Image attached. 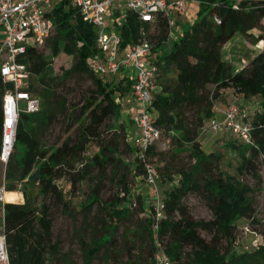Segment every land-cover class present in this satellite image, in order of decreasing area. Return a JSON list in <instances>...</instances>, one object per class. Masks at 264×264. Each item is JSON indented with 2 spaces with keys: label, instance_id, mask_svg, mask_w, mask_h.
Here are the masks:
<instances>
[{
  "label": "trees",
  "instance_id": "trees-1",
  "mask_svg": "<svg viewBox=\"0 0 264 264\" xmlns=\"http://www.w3.org/2000/svg\"><path fill=\"white\" fill-rule=\"evenodd\" d=\"M199 4L197 20L184 28L167 51L162 50L163 43L169 38L166 19L160 17L153 30L146 26L151 41L154 43L153 38L156 39L153 50L157 53L158 69L151 107L156 124L170 139L172 148L158 151L153 145L145 160L154 163V157L158 156V160L164 161L162 167L155 165L159 181L165 178L174 181L175 175L179 178L177 184L163 191L165 216L160 220L158 230L154 229L155 221L151 216L147 215L145 219L143 229L150 242L149 259L143 261L131 252L126 264H157L154 257L157 238L176 264H264V244L242 253L232 248L237 221L252 217L256 212L248 195L251 189L241 182L240 175L250 172L257 177L259 158L264 160V47L240 70H235L222 52L224 45L237 33L252 38L254 35L250 31L254 28L260 30L256 39L264 41V0H199ZM51 15L56 34L46 41L50 54L45 55L40 48L28 50L32 76L38 78L36 85L31 82V91L43 99L42 108L35 113L21 114L14 150L5 169L8 191L20 185L24 195L23 203L12 202L22 196L17 191L8 202L0 203L3 211L0 230L6 234L10 264H55L54 259L60 251L59 243L54 239L51 200L68 208L70 202L65 199L66 194H72L78 183L87 178L89 166L98 165L101 175L81 204L84 210L101 206L109 219L105 235L89 241L80 239L84 264H92L102 247L114 243L119 224L132 215L129 175L143 178L145 173L144 162L138 158L127 126L119 121L122 107L116 99V91L122 90L123 82L98 75L92 69L99 53L95 28L85 21L76 7L65 1L56 4ZM140 26L137 15L129 12L121 28L123 47L139 39ZM61 52L73 55L75 63L63 70L58 78L54 75L52 59ZM74 74L88 75L94 84L95 95H91L82 108L81 115L85 118L78 139L74 142L66 139L58 146L48 147L42 140L41 131L49 125L53 115V96L58 86ZM131 87L132 82L128 81L126 91ZM221 87H231L245 98L260 97L259 109H254L247 118L251 123L252 142L246 143L235 137L226 143L239 157L233 173L222 170L219 165L221 155L206 153L198 140L206 120L214 115L213 109L220 97L218 88ZM7 88L0 75V134ZM107 120H113L109 128L117 134L105 142L100 139V128ZM94 138L99 140V151L87 166L77 167ZM122 146L134 152L135 169H130L125 159L117 155L123 153ZM185 150H189L192 161L189 166L179 161ZM107 165L117 176L121 189L114 198L103 200L100 194ZM189 193L205 199L213 213L212 219H197L192 215L184 202ZM138 202L142 210H149L140 193ZM201 230L209 232L211 238L206 239ZM223 240L228 243L226 247ZM187 247L191 250L188 260L182 262L181 256Z\"/></svg>",
  "mask_w": 264,
  "mask_h": 264
},
{
  "label": "rangeland",
  "instance_id": "rangeland-1",
  "mask_svg": "<svg viewBox=\"0 0 264 264\" xmlns=\"http://www.w3.org/2000/svg\"><path fill=\"white\" fill-rule=\"evenodd\" d=\"M187 11L181 16L178 27L182 31L191 22L197 20L199 16L200 4L198 0H189L186 4ZM264 21V19H263ZM253 33V37L250 38L242 33H237L232 42L223 47V56L227 59H232L234 62L232 66L234 69L246 65L247 62L254 57L259 51H261L264 42H260L256 39L260 34L258 28H254L250 31ZM56 34V27L54 26L52 36ZM154 43L156 39H154ZM177 38L173 35L163 43L162 50L167 51L170 49ZM40 50L45 54H50L49 47L45 43ZM155 54H157L155 52ZM244 59H247L246 62ZM52 67L54 69V75L58 78L63 70L69 69L75 63V57L65 52H61L59 55L53 57ZM111 80H116L114 77H109ZM37 77L32 76L31 81L36 85ZM126 81V80H125ZM123 82L121 85L122 90L116 91V99L120 102L122 107V116L120 122H124L127 126L130 140L135 135L137 124L135 122L136 111L131 114L132 102L127 101L126 97H129L131 90L126 91L127 82ZM210 87L213 88L212 85ZM220 97L217 102L220 104H226L229 101L238 102L244 106H248L250 113L260 101L259 96H252L245 98L243 94L236 92L231 87L218 88ZM94 84L91 78L86 74H74L66 78L60 86L56 89V93L53 96V108L54 112L50 119L49 125L41 131V137L44 144L48 147H54L60 145L64 140L70 139L72 142L76 141L79 137L80 130L82 129L83 119L81 115L82 108L87 105V99L94 94ZM39 96V95H38ZM41 99V108L42 101ZM130 100V99H129ZM132 101V100H130ZM220 107L224 108L223 105ZM209 120H206L205 126L200 131L198 138L202 149L206 153H218L221 155L220 167L224 171L234 172L235 167L239 163V157L237 153L229 149L226 143L235 138V135L229 130L211 131L209 129ZM113 120H107L100 128V139L102 141H110L115 138L117 132L109 128V124ZM99 140L92 139L86 152L83 154L84 159L77 163V167L87 166L89 161L93 158L94 154L99 151ZM238 143H241L238 141ZM121 147V145H120ZM158 151H169L172 148L170 139L162 134L160 140L156 143ZM123 153L117 155L125 159L129 164L130 169H135L136 161L134 152L126 150L122 146ZM157 167H162L164 161L158 160V156L153 159ZM179 161L189 164L192 162L189 157V150H185L179 156ZM83 162V165H81ZM6 164L0 161V185L5 182V169ZM259 175L256 177L252 173L248 172L244 175H240L242 183L248 185L251 191L249 197L253 201L254 208L256 210L252 217H244L237 221V228L235 230V241L232 248L235 251L242 253L246 250H253L256 247H260L264 244V160L259 158ZM122 170H119V174ZM106 177L103 178L101 198L103 200L112 199L116 196L121 187L117 181V176H114L110 165L105 168ZM101 175L98 165L88 167V175L85 180L78 183L77 187L72 194L67 193L65 199L70 202L68 208H65L63 204H58L51 200L52 212L54 215V239L59 243V254L55 257V264H84L83 248L80 239L87 241L93 237H100L107 233V227L109 225V219L106 212H104L101 206L95 205L91 210H84L82 203L85 201L88 194L91 192L92 187L98 181V176ZM179 176H174V181L160 180L159 186L162 191H167L177 184ZM129 181L132 190V201L136 202V205L132 203L131 216L122 221L119 224V228L116 232V239L113 244H106L93 258L92 264H126L132 252L137 258L149 259L150 255V242L147 238L143 225L148 215L147 211L140 208L138 202V193L141 194L144 199V206L150 207L152 190L148 188L145 181L141 176L136 177L129 175ZM22 194L17 203L24 202V195L21 191L20 185L17 189L13 190ZM16 194V193H15ZM150 201V202H149ZM8 202V201H6ZM185 204L189 206L192 215L197 219H212L213 213L209 208L204 198L196 193H189L184 198ZM2 219V212L0 209V221ZM257 221H256V220ZM201 234L210 239L211 234L207 231L201 230ZM254 241H258L255 245ZM228 245L226 240H223V246ZM164 251L166 252L165 248ZM190 247H187L181 256V261L188 260V254L190 253ZM167 254V252H166ZM172 264H176L173 261Z\"/></svg>",
  "mask_w": 264,
  "mask_h": 264
},
{
  "label": "built area",
  "instance_id": "built-area-1",
  "mask_svg": "<svg viewBox=\"0 0 264 264\" xmlns=\"http://www.w3.org/2000/svg\"><path fill=\"white\" fill-rule=\"evenodd\" d=\"M62 1L76 7L85 21L95 28L99 53L92 65L93 71L114 79L121 76L124 80H132L129 98L137 105V131L130 141L136 147L138 158L144 162L143 179L152 190L147 212L155 221L154 229L158 230L159 222L165 216V195L159 186L155 164L147 162L145 158L149 149L160 140L162 130L156 124V115L151 107L158 69L154 43L147 34L146 26L153 30L159 18L164 17L169 36L178 39L183 32L178 27L179 20L186 13L189 0H0V75L8 85L3 97L0 161L7 164L10 160L21 114L35 113L41 109V99L31 91L28 50L42 47L52 35L55 24L51 12ZM129 12L139 18L140 37L123 47L121 28ZM215 21L219 22V19L215 17ZM254 109H259L258 104ZM213 110L214 115L209 120L211 131L229 130L239 140L252 142L247 104L232 102L222 108L216 103ZM220 113L223 114L222 118L218 117ZM7 191L4 182L0 185V203L6 202ZM254 243L257 245L258 241ZM156 246L154 257L157 264H172L158 238ZM0 264H10L6 234L1 230Z\"/></svg>",
  "mask_w": 264,
  "mask_h": 264
},
{
  "label": "crops",
  "instance_id": "crops-1",
  "mask_svg": "<svg viewBox=\"0 0 264 264\" xmlns=\"http://www.w3.org/2000/svg\"><path fill=\"white\" fill-rule=\"evenodd\" d=\"M234 38V37H233ZM233 38L229 41V42H227L226 44H225V46H227L228 44H230L231 42H232V40H233ZM260 42H264L263 40H261ZM263 47H264V43H263V45H262V48H261V50L263 49ZM260 52V51H259ZM225 59L227 60V61H229V62H234L232 59H227L226 57H225ZM246 60L247 59H244V61L246 62ZM245 66V64L243 65V66H241V67H238V68H236L235 70H240V69H242L243 67ZM117 80H119V81H122V82H124L125 80L124 79H122V77L121 76H118L117 77ZM130 79H128V80H126L125 82H128ZM131 82H132V80H130ZM131 90V89H130ZM125 99H127V101H129V102H132V104H133V107L131 106L130 108V110H132L131 111V114L134 112V111H136L137 112V105L135 104V102L134 101H130L131 99L129 98V97H126ZM130 99V100H129ZM232 102H235V101H229V102H227L226 104H220V102H217V104H219V105H223L224 107H226L229 103H232ZM218 117L219 118H222L223 117V114L222 113H220V114H218ZM128 131V130H127ZM137 131V129L135 130V132ZM129 134V133H128ZM2 213H3V211H1Z\"/></svg>",
  "mask_w": 264,
  "mask_h": 264
},
{
  "label": "bare ground",
  "instance_id": "bare-ground-1",
  "mask_svg": "<svg viewBox=\"0 0 264 264\" xmlns=\"http://www.w3.org/2000/svg\"><path fill=\"white\" fill-rule=\"evenodd\" d=\"M15 193H16V191H7V192L5 193V199H6V201H8L9 198H10L12 195H15Z\"/></svg>",
  "mask_w": 264,
  "mask_h": 264
}]
</instances>
